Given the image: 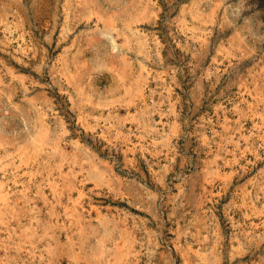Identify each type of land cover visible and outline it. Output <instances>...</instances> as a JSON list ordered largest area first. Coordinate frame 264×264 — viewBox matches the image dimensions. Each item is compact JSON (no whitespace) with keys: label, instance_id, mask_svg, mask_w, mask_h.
Instances as JSON below:
<instances>
[{"label":"rangeland","instance_id":"374dc122","mask_svg":"<svg viewBox=\"0 0 264 264\" xmlns=\"http://www.w3.org/2000/svg\"><path fill=\"white\" fill-rule=\"evenodd\" d=\"M0 264H264V0H0Z\"/></svg>","mask_w":264,"mask_h":264}]
</instances>
